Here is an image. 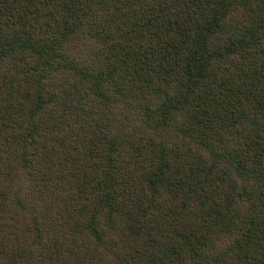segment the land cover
<instances>
[{
  "label": "trees",
  "instance_id": "1",
  "mask_svg": "<svg viewBox=\"0 0 264 264\" xmlns=\"http://www.w3.org/2000/svg\"><path fill=\"white\" fill-rule=\"evenodd\" d=\"M0 264H264V0H0Z\"/></svg>",
  "mask_w": 264,
  "mask_h": 264
}]
</instances>
